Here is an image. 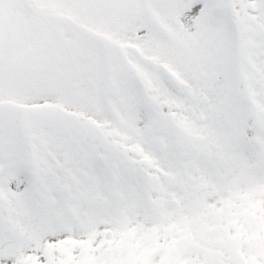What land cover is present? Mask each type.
<instances>
[{"label":"snow or ice","instance_id":"6c2138e0","mask_svg":"<svg viewBox=\"0 0 264 264\" xmlns=\"http://www.w3.org/2000/svg\"><path fill=\"white\" fill-rule=\"evenodd\" d=\"M0 264H264V0H0Z\"/></svg>","mask_w":264,"mask_h":264}]
</instances>
